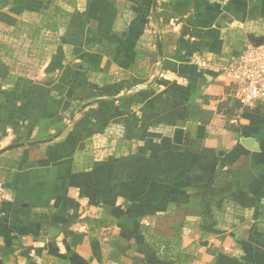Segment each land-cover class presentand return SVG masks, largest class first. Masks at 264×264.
Wrapping results in <instances>:
<instances>
[{
    "label": "crops",
    "instance_id": "0c3cea01",
    "mask_svg": "<svg viewBox=\"0 0 264 264\" xmlns=\"http://www.w3.org/2000/svg\"><path fill=\"white\" fill-rule=\"evenodd\" d=\"M45 1L0 0V12L18 21L0 22V42L14 49L12 62L0 65V149L13 145L22 125L32 142L65 123L48 143L2 154L0 262L106 264L102 233L122 236L139 252L145 217L169 203L185 205L188 188L234 171L238 188L206 204L201 220L184 229V242L196 241L193 264H264V229L253 225L264 217V112L240 107L227 79L190 63L199 54L221 64L249 44L247 34L264 37V0H156L155 12L153 0H58L72 17L55 34L58 44L42 32L37 45L26 33ZM19 56L26 79L13 89L2 79L8 67L23 71L13 64ZM71 102L79 106L66 122L61 110ZM127 117L139 133L119 146ZM176 128L181 144L173 141ZM98 139H105L101 158ZM74 158L81 172L72 174ZM47 211L50 226L35 217ZM87 217L108 226L89 234ZM153 256L151 264H162Z\"/></svg>",
    "mask_w": 264,
    "mask_h": 264
},
{
    "label": "trees",
    "instance_id": "16d2710c",
    "mask_svg": "<svg viewBox=\"0 0 264 264\" xmlns=\"http://www.w3.org/2000/svg\"><path fill=\"white\" fill-rule=\"evenodd\" d=\"M109 3L114 4L115 0H107ZM258 7H253L249 9V16L253 17L257 11ZM10 12L21 15L23 13V9L21 8H12ZM40 22L36 25H30L28 27L26 36L32 42L38 43L42 41V32H48L50 35H53V38L49 39L48 44H58V40H54L55 34H57L60 29L66 28L68 25L70 18L72 17V13L68 12L64 9L58 2V0H46L40 9ZM0 22L5 23L7 25L16 26L18 21L7 15L6 13L0 12ZM246 40L248 43L254 45H260L264 43V37L255 36L253 34H247ZM38 49V47H36ZM14 49H12L9 45L2 44L0 42V65L7 66L4 59L8 62H12V53ZM31 54L30 52H28ZM153 63L157 61V53L151 54ZM36 60L43 61V55L35 58ZM21 59H15L16 62H13L14 66L18 69H22V65L20 63ZM19 71L18 73L14 70L9 69L5 72L2 79V83L5 85H11L14 89V85L16 84V80L20 78L26 79V71ZM88 72V71H87ZM88 74V73H87ZM141 78V77H140ZM144 79V78H141ZM143 81V80H142ZM134 84L129 85L126 89L132 88ZM238 104V103H237ZM239 105V104H238ZM78 104L75 102H71L64 107H62V115L65 118L66 122L70 121V119L74 116ZM240 106V105H239ZM248 109V108H247ZM256 111L264 112V105L258 104L252 108ZM65 127V123L61 125L58 130L54 133H58L61 129ZM19 138L15 139L12 144H21L27 142L26 139V129L22 125L18 129ZM139 133L138 128H136L135 121L132 117H127L123 123V134L119 139V146H128L132 143L136 134ZM53 134V135H54ZM53 135H48L47 138L52 137ZM35 139H31L34 141ZM187 145V142L183 147H172V150H182ZM28 149L38 147V144L35 143L31 146H27ZM18 149V148H16ZM15 150V149H13ZM12 151V150H11ZM2 155H0V159ZM14 164H19L21 158H15L12 160ZM77 158H74L72 161V169L71 173L75 174L81 172L78 169L79 163H76ZM91 160L87 164L89 166L87 169L89 170L92 163ZM91 164V165H90ZM228 174L230 178L223 181L221 184L219 183V179L223 180L224 175ZM238 175L234 171H224L221 174H217L213 176L210 182L201 189L188 188V202L185 205H178L176 203H169L167 205V209L161 213H154L152 215H148L145 217L146 225L143 227L141 232H137L138 238L140 236L142 240L141 249L139 252L137 249L128 247V243L125 238L120 235H114L107 233H102L101 237L106 239V244L108 245L110 251L106 257V264H151L150 263V254H153L155 259L158 262H162V264H193L195 260V250H196V241H192L190 243L185 244L184 242V229L191 224V219H199L201 220L204 214V207L206 204L215 205L219 200H221L226 195L230 194L232 191L238 188L239 185ZM36 220L44 226H50L52 223L51 215L49 211L35 215ZM84 223H87L91 226L89 230V234H94L97 229H101L108 226L102 219H94V218H85L83 219ZM195 225L199 226L200 222H195ZM255 227L259 229H264V217H258V220L253 224ZM89 240H95V237H88ZM185 244V245H184ZM5 255V250L0 249V256L3 257ZM63 264H69L64 262Z\"/></svg>",
    "mask_w": 264,
    "mask_h": 264
},
{
    "label": "built area",
    "instance_id": "2783aa9c",
    "mask_svg": "<svg viewBox=\"0 0 264 264\" xmlns=\"http://www.w3.org/2000/svg\"><path fill=\"white\" fill-rule=\"evenodd\" d=\"M190 63L198 69L213 71L227 79L233 87L234 100L240 107L264 105V43H249L238 56L221 64L199 54H193Z\"/></svg>",
    "mask_w": 264,
    "mask_h": 264
},
{
    "label": "water",
    "instance_id": "95a60500",
    "mask_svg": "<svg viewBox=\"0 0 264 264\" xmlns=\"http://www.w3.org/2000/svg\"><path fill=\"white\" fill-rule=\"evenodd\" d=\"M155 10H156V0H153V3H152V11L155 12ZM157 52H158L159 58L161 59V45H160L159 40L157 41ZM82 109H84V106H81L80 109L78 110V112H80V110H82ZM57 136L58 135H55V136H53V137H51L49 139L43 140V141H32V142H27V143L8 145V146L0 149V155L6 153L8 151H11L13 149H16V148L31 146V145H33L35 143H48L51 140H53L54 138H56ZM182 138H183V131H182V129L176 128L174 130V135H173V141H174V143L175 144H181ZM0 264H2V263L0 262Z\"/></svg>",
    "mask_w": 264,
    "mask_h": 264
},
{
    "label": "rangeland",
    "instance_id": "374dc122",
    "mask_svg": "<svg viewBox=\"0 0 264 264\" xmlns=\"http://www.w3.org/2000/svg\"><path fill=\"white\" fill-rule=\"evenodd\" d=\"M26 47V46H25ZM17 54L20 53V51H17L15 50ZM22 51V50H21ZM19 59H20V56H19ZM105 145V139H98V140H95L94 142V150H95V153H96V158H101L104 154L103 152H101L100 150H103V147Z\"/></svg>",
    "mask_w": 264,
    "mask_h": 264
}]
</instances>
